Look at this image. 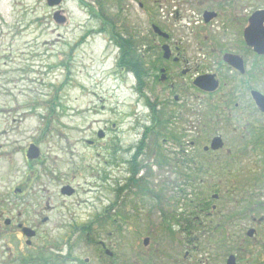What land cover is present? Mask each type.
Wrapping results in <instances>:
<instances>
[{
  "label": "rangeland",
  "instance_id": "rangeland-1",
  "mask_svg": "<svg viewBox=\"0 0 264 264\" xmlns=\"http://www.w3.org/2000/svg\"><path fill=\"white\" fill-rule=\"evenodd\" d=\"M81 1L92 6L90 0H62L59 7L62 13L58 15L65 16L66 20L57 23L53 19L56 8L49 7L45 0H0V196L14 198L9 187L17 186L25 191L19 198L28 201L38 212L50 214L54 220L66 218L71 212L75 215L72 217L80 219V225L87 224L90 215L101 213L112 202L126 199L127 214H135L131 207L135 203L142 215L138 220L128 219L122 235L128 234V242L141 248L145 234H153L155 227L160 226L161 211L169 212L171 217L191 211L194 215L198 201H211L217 211L208 220L199 216L203 220L201 226L189 227L186 232L191 235L186 236L189 244L185 248L182 232L175 226L165 238L167 246L163 247L161 239L159 248L173 249L178 263L184 264H201L200 259L202 264H224L229 254L235 255L237 264H264V220L257 222L264 217V208L258 211L255 208L264 203V179L256 185L250 180L252 176H258L256 181L260 175L264 178V172H258L264 167L263 153L249 155L247 160L235 165L232 160L224 159L223 170L218 174L214 170L216 175L205 177L190 173L193 179L200 180L196 186L183 181L182 185V177L179 171L173 173V165L159 167L154 160L152 132L143 136V129L152 125L145 98L150 102L164 98L159 91L163 87L149 80L144 96L136 92L132 74L116 67L119 52L110 35L96 32L99 22L92 19ZM142 2L143 10L137 11L134 5L133 11L123 17L131 30V24L139 27L133 33L138 39L141 36L151 39L148 24L152 16L164 20L161 17L174 0ZM106 12L117 21L120 19L113 4L106 6ZM121 29L115 27L117 33ZM258 82L256 85L262 90L264 82ZM228 90L229 87H222L218 94ZM207 109L203 110L204 121L210 120ZM194 113L190 116L189 137L196 135L199 121L203 120L197 110ZM99 130L104 133L103 138L97 137ZM89 141L93 143L88 144ZM140 143L143 145L135 160L139 163L136 178L146 177L151 193L163 189L161 193L169 198L170 206L153 207L154 199L135 193L134 188L135 194H128L126 198L122 192L120 199L115 194L116 187L123 186L128 177L125 161L132 158ZM30 144L39 149L37 159L26 158ZM173 159H176L174 162L182 160L180 156L172 157V162ZM234 184H239L238 193L231 192ZM62 186H71L74 193L61 196ZM182 186L184 193L179 192ZM87 189L89 192H84ZM213 193L217 196L214 199ZM46 203L54 208L43 209ZM61 205L69 207L70 212L58 207ZM119 209L116 205L111 211L112 218H119L115 214ZM231 214L241 218L225 224V217ZM218 221L226 230L224 237L219 230H213ZM68 222L66 219L61 232L68 230ZM115 226L119 227L112 223V231ZM250 227L256 233L248 238L245 231ZM49 228V224L44 226L47 232ZM115 233L121 234V231ZM114 241L117 246L121 244L118 235ZM219 241L222 247L216 254L215 243ZM149 246L154 248L152 243ZM189 247L193 250L192 256L183 259V252Z\"/></svg>",
  "mask_w": 264,
  "mask_h": 264
},
{
  "label": "flooded vegetation",
  "instance_id": "flooded-vegetation-1",
  "mask_svg": "<svg viewBox=\"0 0 264 264\" xmlns=\"http://www.w3.org/2000/svg\"><path fill=\"white\" fill-rule=\"evenodd\" d=\"M90 1V15L99 22V28L110 29L113 25V31L118 26L122 31L132 34L136 33L135 29H139L131 24L132 30H135L133 32L127 26L128 22L125 23L126 17L123 15L133 11L134 5L137 11L143 10L142 0ZM160 3L163 4H158ZM173 3L161 17L164 20H157L160 16H152V21L148 24L152 40L140 35L141 39L136 36L133 42L136 52L143 57L146 80L163 87H159V91L164 98L151 101L154 105L153 117L161 121V124L154 122L151 126L144 127L143 136L151 130L156 154L154 160L159 167L164 169L173 165V173L177 174L179 171L182 177L181 184L183 181L196 186L200 180L193 179L191 174L205 177L209 174L216 175L213 174L214 170L217 174L222 172L224 159L232 160L235 165L259 151L264 155V88L260 90L256 85L258 81L264 82V0H180L177 4L174 0ZM112 4L116 16L120 18L118 21L106 12V6ZM151 48H156V51L151 52ZM209 75L216 81L217 87L214 90L207 89ZM186 77L190 79L189 82L185 81ZM199 77L204 78L201 80L204 87L195 85L194 81ZM225 86L229 90L219 95ZM147 107L152 118V111L148 105ZM206 108L210 120L204 121L203 110ZM195 110L200 113L201 118L203 116V120L199 121L198 130L194 132L196 135L189 137L190 116L195 114ZM256 117L260 119L258 122L252 120ZM181 125L182 128L177 131L176 128L179 129ZM103 136L104 133L99 137L97 132L98 138ZM215 137L220 140L218 148H213ZM140 149L141 146L136 147L132 158L125 161L128 164V177L123 186L116 187L117 198L122 193L125 198L128 194L133 195L134 188L135 193L153 198V207L170 206L169 198L161 193L163 189H159V193H151L149 189L143 192L129 181L133 162L139 168V163L135 160L141 154ZM174 156L182 158L177 159L181 167L178 162H174L176 159L172 162ZM160 160L165 163H160ZM138 172L139 169L134 178L137 184L141 181L136 178ZM258 172H264V167L259 168ZM256 177L258 176L250 178L254 185L264 179L260 175L256 181ZM238 186L239 184H234L231 192L238 193ZM64 187L60 188L61 196L69 197L74 193L72 188L70 193L62 192ZM9 188L10 193L15 195L14 198L9 195L0 196V264H184L178 263L173 249H163L167 246L165 238L172 233V226L182 232L185 248L186 243L189 244L186 236L191 235L186 232L189 227L201 226L203 220L199 216L208 220L217 211V207L207 200L197 202L194 215L190 210L189 214L183 212L180 217H171L169 212L160 210L161 221L158 223L161 224H157L153 234H145L141 248L139 245L133 247V243L128 242V234L122 235L128 219L138 220V216L142 215L135 203H131L135 214H127V201L119 197V201L104 207L101 213L90 215L87 224L80 225V219L72 217L75 215L66 205L58 207L70 212V215L54 220L50 214L38 212L28 201L20 199L19 196L25 192L23 189L17 186ZM184 191L183 186L179 188L180 193ZM211 197L214 199L217 196L213 193ZM116 205H119L122 212L119 209V213H115L119 218H112L110 214L116 209ZM42 208L52 210L54 207L46 203ZM255 208L256 211L263 209L264 203ZM239 218L241 216L238 214L226 216L225 224H231ZM66 219H69L68 230L61 232ZM75 219L77 221L73 222ZM263 220L264 217H260L257 222ZM112 223H117L119 227L115 226L112 231ZM48 224L50 228L47 232L44 226ZM223 229L224 225L218 221L213 230H219L224 237L226 230ZM115 231H121V234ZM255 233L253 227L245 231L248 238ZM116 234L121 240L120 247L114 241ZM161 239L164 245L159 248ZM149 243L154 248H150ZM193 247L196 248L195 245ZM221 247L220 241L215 243L216 254ZM191 251L193 250L189 247V250L183 252V259L191 258ZM231 256L234 264H237L234 254H229L224 264H227ZM199 263L204 262L200 259Z\"/></svg>",
  "mask_w": 264,
  "mask_h": 264
},
{
  "label": "trees",
  "instance_id": "trees-1",
  "mask_svg": "<svg viewBox=\"0 0 264 264\" xmlns=\"http://www.w3.org/2000/svg\"><path fill=\"white\" fill-rule=\"evenodd\" d=\"M111 24L112 23H108V25H111ZM112 26H110L111 28L106 31H108L110 38L113 39L116 47H118V50H119V55L116 59V66L122 72L127 71V72L132 73V75L134 76L133 78L135 79V82H136L135 89L137 90L138 93L143 94V90L147 86V82H148V80H146L147 71L145 67H143L144 66L143 57H141V54L136 52L137 49L135 48V45H133V42L136 40V36L135 34L129 33L126 30H123L120 33H115V31H113L114 27ZM104 29H102L101 31H104ZM53 99H55V97H53ZM145 103L146 105L150 107V110L152 111L151 122L152 123L158 122L159 124H161V121H157V119L155 120L153 117V113H154L153 103L150 102L148 99H145ZM144 136H146V133L144 134ZM141 145H143V143H141ZM161 162L165 163V161L163 160H160V163ZM133 163L134 165L131 166L132 176L129 178V181L132 182L134 186L138 187L143 192H145L148 190V187L145 182L146 177H143L140 183L138 184L137 182H135L136 181L134 179L135 174L139 168H137L135 162Z\"/></svg>",
  "mask_w": 264,
  "mask_h": 264
},
{
  "label": "water",
  "instance_id": "water-1",
  "mask_svg": "<svg viewBox=\"0 0 264 264\" xmlns=\"http://www.w3.org/2000/svg\"><path fill=\"white\" fill-rule=\"evenodd\" d=\"M60 2H61V0H46V3H47V5L48 6H57V5H59L60 4ZM59 14V12H56L55 14H54V20L57 22V23H63L64 22V19H63V17H61V16H59L58 15ZM208 78H209V82H208V88L207 89H210V90H214L216 87H217V84H216V81L213 79V76H211V75H209L208 76ZM201 80H204V78H197L195 81H194V83H195V85H197V86H203V85H201L202 83H201ZM204 87V86H203ZM206 87V86H205ZM102 130H99V132H98V136L99 137H101V135H102ZM221 144H220V140H219V138H214L213 139V148H218L219 146H220ZM38 155H39V150H38V148L35 146V145H29V148H28V150H27V157L29 158V159H34V158H37L38 157ZM65 191H67V192H69V191H71L68 187H64L63 189H62V192H65ZM70 193V192H69ZM250 233V232H249ZM234 259H233V257L231 256V258L227 261V264H234V261H233Z\"/></svg>",
  "mask_w": 264,
  "mask_h": 264
},
{
  "label": "bare ground",
  "instance_id": "bare-ground-1",
  "mask_svg": "<svg viewBox=\"0 0 264 264\" xmlns=\"http://www.w3.org/2000/svg\"><path fill=\"white\" fill-rule=\"evenodd\" d=\"M84 192H89V189H87V190H84Z\"/></svg>",
  "mask_w": 264,
  "mask_h": 264
}]
</instances>
